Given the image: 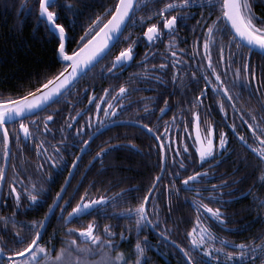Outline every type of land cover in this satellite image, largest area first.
I'll return each instance as SVG.
<instances>
[{
	"label": "flooded vegetation",
	"instance_id": "1",
	"mask_svg": "<svg viewBox=\"0 0 264 264\" xmlns=\"http://www.w3.org/2000/svg\"><path fill=\"white\" fill-rule=\"evenodd\" d=\"M168 2L171 0H146L144 6L135 12L136 24L130 28L132 31L131 43L138 40L134 48V58L127 65L115 68V74H109L112 60L125 48L122 44L115 43L98 62L96 70L103 77V80L101 79L102 87L99 91L86 87L87 90L84 89L73 96L70 95V92L63 98L67 107L59 106L62 103L59 102L53 108L43 109L42 112L36 113L35 118L38 120V124L29 125L35 139L25 138L23 133H18L19 121L16 124L5 125L10 133L11 155L7 158L3 155L4 147L2 132H0V166H3L5 172V178L0 182L2 183L0 217H11L15 212L16 221H32L42 218L48 211V205L52 203L56 193L61 190V185L65 184V178L68 177L70 183L66 186L67 191L63 194L64 199L60 201L63 204L70 195L72 196L71 203L64 210L65 215L82 194H86L90 199H98L100 196L111 197L120 193L122 189L131 187L132 190L126 192L120 199L107 203L104 212L110 214L96 215L94 212L91 215H82L78 219H73L68 224L58 220L55 214L52 215L49 223L55 228V233L59 235L57 238L63 243L70 239H76L77 244L82 246L80 248H90V244L80 239L78 233L69 236L66 234V230L86 227L88 222L93 220L98 224L97 235H101L104 240L114 239L119 242L116 251L125 254L131 253L138 239L143 241L147 238L150 247L144 254V264H186V259L180 248L189 252V255L193 257V264H202L201 253L191 249L188 238V232L195 228L198 233L201 225L207 226L216 236L225 238L234 244L264 242V205L259 203V200L264 199V182H261L260 179L264 165H260L257 155L236 135L239 133L245 136L249 145L264 147V145L254 143L251 130L248 129L247 124L243 123L244 120L252 123L249 115L251 111V115L256 116V122L264 125V109L261 108V104L264 103V55L254 50L250 52L239 38L232 40L229 46V38L232 33L229 31H225L223 34L217 32L215 34L216 44L210 53L212 63L222 75L224 84L229 87L233 100L229 101L227 97L214 93L212 85L206 86L203 78L205 74L210 73V70L207 69V59H202L204 55L203 29H206L220 15L219 9L212 10L211 15H209L208 7H177L167 11L164 17L177 13H193L190 18L181 21L174 33L168 34L167 30H163L162 20L164 17L157 14L158 10ZM178 2L179 0H177ZM253 11L257 17L264 16V0H255ZM141 17L144 18L143 24L140 23ZM153 23L163 30L164 35L162 39L150 44L143 37V33ZM221 23L223 24V22ZM98 30L99 28L96 31ZM172 40L176 41V45L173 48H168V44ZM197 41L200 54L196 55L194 59H190L197 46ZM221 47H223L225 63L218 62ZM179 49H184L185 52L181 53ZM173 51H176L177 56L187 64L174 69L171 58ZM146 52L151 55L145 61ZM230 55L234 56V62L228 68L227 60ZM245 60H250V65L255 69L256 79L251 82H248L242 70ZM161 64L166 67L160 69ZM199 65H204V70ZM238 67L241 68L240 80L247 83L246 88L239 83L235 86L232 84ZM174 72L178 73L175 81H173ZM193 72L196 73V78L192 77ZM157 76L160 77L159 81L156 80ZM210 79L213 84L216 83L214 77H210ZM121 85H124L128 91L123 99H117L113 106L120 104L126 106L118 109L115 119L112 120L109 117V121L103 128H100L99 132H97L98 123H93L90 130L85 127L84 131L76 136L77 129L82 125L86 126L90 119L97 121V118L105 116L103 108L100 110L96 108V102L105 106L108 104L107 99H100L104 94V89H110L108 99H111ZM202 91L204 93L202 104L196 107L194 105L195 98ZM73 92L75 93V91ZM89 96L93 97L94 102L89 101ZM147 97L157 99H144ZM165 100L170 105V110H166V115L160 112ZM217 101H223L225 109L223 112ZM233 103L239 111L233 109ZM145 105L148 106L150 115H144ZM193 111L198 112L202 136L207 135L206 125L210 122L214 128L215 141L219 140V132L224 131L227 134L228 143L219 155L209 158L203 167H200L199 163L189 164L188 171L182 172L179 178H175L179 195L175 190L169 194L167 186L174 179L169 175V172L175 171V167L161 170L158 163V145L161 141L155 140L153 138L155 133L143 129L135 123V120L139 118L142 123L146 124L151 121L150 127H158L159 134L164 136L165 121H170L174 115L178 117L177 122L170 125L167 137L163 140L166 146L173 149V152L168 154V163L171 164L175 149H183L185 144L193 145L195 140V132L191 127ZM46 116H52L53 120L45 126L44 117ZM73 116L76 119H70ZM32 118L27 117L25 122ZM186 124L188 125L187 129L185 128ZM232 124L236 125L235 131L230 127ZM62 128L64 131H61ZM89 131H91L92 138L81 151L83 141L89 139ZM17 135L20 137L19 141L16 139ZM181 135L184 137L183 144L178 143V137ZM189 136L191 138H188ZM65 137H67L68 143L61 144ZM74 139L78 143H73ZM41 142H44L43 147L38 152L36 145ZM53 146L60 148L58 156L55 154ZM44 149L47 151L45 152ZM101 149H107V151L100 158L93 159ZM194 151V147H189V153ZM77 153H80L79 158ZM48 156L58 160L62 157L60 166L51 167V161L46 159ZM73 159H78V164L75 167L72 165ZM195 159L199 162L198 156ZM40 165L43 167L41 168ZM210 165L215 166L210 167ZM69 169H72L71 174ZM192 171H206L208 177L201 179L192 191H186L181 185V181ZM158 175L163 179L158 181L154 195L147 202V209L150 213L153 211L154 204L159 207L158 221L156 215L149 216V219L157 221V226L153 227L149 224L137 235L135 216L128 219L120 216L119 213L122 209H127L130 206L135 207L147 190L152 187V181ZM14 176L16 177L15 187L21 193L19 208L15 207V196L8 195ZM50 176L51 179H49ZM31 183H35L37 188L43 186L46 198L40 201L37 206L28 208L26 206L29 201L23 190ZM213 185L223 186L216 187L213 191ZM74 189L76 190L74 191ZM197 189L201 192L199 199L202 203L208 204L211 208L220 207L222 212L227 213L224 217L225 224H218L209 215L203 213L199 214L198 223V213L191 204V201L196 198L194 193ZM210 194L218 195L220 199L217 201L204 199ZM254 197L258 199L254 200ZM222 202L226 203L221 206ZM60 211V207L57 206L55 212L58 214ZM105 225L114 226L111 228V232L115 233L114 237L103 235ZM5 228L7 231H4ZM21 230L22 226L19 223L13 224L9 220L5 225L3 221H0V237L7 241L6 248L19 250V247H22V245L12 244L14 232ZM121 232L127 237L126 240L121 241ZM23 234L27 242L32 233L24 231ZM216 247H221V245L217 243ZM92 251L95 254L89 255L90 257L100 258L102 251L107 250H101L99 246H95ZM237 251L239 249L234 247L225 248V252ZM115 254L116 252H111L113 257ZM259 257L264 258V256ZM135 258L134 254L128 256L129 261H134ZM181 258L183 261H180ZM220 259L223 261L224 257L221 256ZM170 260L173 262L171 263ZM251 263L252 259L243 261V264ZM208 264H212V262L208 261ZM231 264H241V262L234 260Z\"/></svg>",
	"mask_w": 264,
	"mask_h": 264
},
{
	"label": "snow or ice",
	"instance_id": "2",
	"mask_svg": "<svg viewBox=\"0 0 264 264\" xmlns=\"http://www.w3.org/2000/svg\"><path fill=\"white\" fill-rule=\"evenodd\" d=\"M255 0H171V2L165 3L162 8L158 10V15L164 17V14L167 11H170L174 8H192V7H208L209 15H211V11L215 9H219L220 15L216 17L215 20L212 21L211 24L207 26L206 29H203V52L204 55L202 59H207V69L210 70V73H207L203 76L205 80V85H212V91L216 94L223 95L227 97L229 101L233 100V96L230 92L228 86L224 84V80L222 75L218 72L217 68L213 66L212 58H211V49L215 47L216 44V33L219 32L221 34L225 33V31H229L232 33V36L229 38V46L231 45L232 40L234 39H242L246 42L245 46L249 48V51H252V46L255 45L259 51L264 54V16L257 17L253 11V4ZM56 3V0H39V19H43L46 22L48 30L52 35H54L58 39V47L56 49L58 58H60L61 64L67 65L58 71L51 78L47 79L45 83H41L38 88L33 91L27 92L24 96H20L16 99H5L0 101V132H2V141L4 152L3 155L5 158L11 155V151L9 149V138L10 133L8 129L5 127L7 124H16L19 121L18 133H23L25 138L35 139L34 134L30 131L29 125L38 124V120L35 118L34 110H42L41 106L44 108L47 107V104L50 102H55L53 98L59 99V96L64 94L68 88L71 87V83H74L76 79L82 75L88 67H91L94 62L98 61L104 55L107 54L109 49L113 44L119 42L120 34L123 31V28L127 26L128 21H133V26H135L136 21L134 20V14L141 7L144 6L146 0H117L114 5V11L112 10V6L108 9H105V13L111 11V16L105 21L102 20L100 15H97L95 19H92L91 24L85 29V35L80 37L78 41V46L74 49L71 54H69L66 50V41L73 39L74 37H69L64 25L57 23V19L59 18V14L56 11L50 10L52 5ZM23 8V5L21 6ZM70 7V5H69ZM193 13H177L176 15L164 17L162 20L163 30H167L168 34L174 33L181 23V21L190 18ZM203 18V14H202ZM144 18H140V23L143 24ZM223 22V24L221 23ZM199 24V21H197ZM99 28L98 31L96 29ZM161 30L156 23L150 24L147 29L143 33V37L147 39V41L151 44L156 40H160L163 38L164 32ZM95 31V35L91 36V39H88V36ZM125 39H131V35L125 37ZM139 39V38H138ZM87 40V43L84 41ZM137 41H133V43H129L127 47L123 48L118 55L114 57L112 60V68L109 69V74H115L114 69L117 67H123L127 65L134 58V48ZM176 45V41L172 40L168 44V48H173ZM181 53H184V49H179ZM199 44L197 41V46L194 48L193 54L190 59H194L196 55H199ZM150 53L145 54L144 60L146 61L150 57ZM166 58V57H165ZM172 67L174 69L178 68L180 65H186L187 62L183 61L181 58L177 56L176 51L172 52ZM144 62V61H141ZM219 63H225V58L223 56V47H221V54L219 57ZM234 62V56L230 55L227 60V67L230 68L231 64ZM166 65L161 64L159 66L160 69L165 68ZM199 67L204 70V65H199ZM242 70L248 80L251 82L256 79L255 69L250 65V60H245L242 65ZM240 72L241 68L236 69V75L232 81L233 86L236 84H240L242 87L246 88L247 83L240 80ZM178 73L174 72L173 81L176 80ZM192 77L196 78V73H192ZM210 77H214L216 83L213 84ZM156 80L159 81L160 77L157 76ZM128 90L124 85H121L115 94L112 95L111 99H108V94L110 93L109 88L104 89V94L101 95L100 99H107L108 104L101 105L99 102H96L97 110L103 108L105 116L103 118H97V121L89 120L87 125H82L79 129H77L76 136H79L87 127L89 130L92 128L93 123H98L97 132L100 131V128L105 126V123L109 121V117L112 120L115 119L116 114H118V109L125 107L126 105H114V102L117 99H123V96L126 94ZM259 91V90H257ZM204 93L203 91L195 98L194 105L199 107L202 104V97ZM239 95V93H237ZM90 102L93 101V97H88ZM147 100H153L157 98L147 97L144 98ZM220 104V110L223 112L224 104L223 101H217ZM233 109H236L235 103L232 104ZM261 108L264 109V103L261 104ZM166 110H170V105L167 100L164 102V106L160 108V112L163 114H167ZM144 115H150V111L147 105L144 108ZM251 116L252 123H249L247 120H244L243 123L247 124L249 130H251L252 136L254 138V143H258L259 145H264V125L256 122V116L251 115V111L249 112ZM27 117H33L28 122H25ZM70 119H76L75 116ZM52 116L44 117L45 126L48 122L52 121ZM178 120L177 116H173L170 121H165V135L162 136L159 134V128L150 127L151 121L149 123H142L141 119H136L135 123L140 125L143 129L147 130L150 133L154 134V139L157 141H161L158 145V163L160 164L161 170H165L166 168L175 167V171H170L169 175L174 177L172 182L167 186V190L169 194L175 190L176 194L179 195V189L176 188L175 178H179L182 172L188 171L189 164H197L199 163L200 167H203V164L207 162L209 158H214V156L219 155L222 152L228 143L227 134L224 131L219 132V140L218 142L214 139V128L213 125L209 122L206 125L207 135H201L200 128V119L197 111L192 112V122L191 127L195 132V140L193 145L189 146L187 144L184 145L183 149L177 148L174 150V154L172 156L171 164L168 163V154L173 152V149L170 146H166L163 143V140L167 137V132L171 124H175ZM178 127V125H177ZM188 125H185L187 129ZM234 131L236 128L235 124L230 126ZM47 131V128H45ZM61 131H64L62 128ZM241 141L247 145L258 157L260 161V165H264V147H254L253 145H249L247 143V139L245 136L236 133ZM92 138L91 131H89V139L83 141V145L81 146V151H83L84 146H87L90 143V139ZM188 138H191L189 136ZM17 141H19L20 137L17 135ZM171 139V138H169ZM43 143L41 142L36 145V149L39 152ZM67 137L61 141V144H67ZM73 143H78L75 139ZM178 143H184V137L181 135L178 137ZM189 147H194L195 151L193 153H189ZM55 154L58 156L60 152V148L53 146ZM167 149V150H166ZM46 152L47 150L44 149ZM107 149H101L100 152L96 154V157L93 159L100 158ZM80 153H77V157L79 158ZM199 157V162L195 159V157ZM47 160L51 161V167L57 168L60 166L63 158L61 157L59 160L55 159L52 156H48ZM78 164V159H73L72 165L75 167ZM215 165H210V167H214ZM42 168L43 165H40ZM72 169H69L71 174ZM208 173L206 171H192L190 175L184 176L181 181V185L184 187L186 191H192L193 187L198 184L201 179H207ZM5 178V172L3 166H0V182ZM51 179V176L49 177ZM163 179L162 176H157L152 181V187H150L147 192L144 194L143 198L139 201V203L135 207H129L127 209H122L119 213L120 216L127 217L131 219L135 216V224H136V232L139 235V232L143 230V228L149 224L153 225V227L157 226V221L159 219V207L157 205H153V211L150 213L147 209V202L152 198L155 192V186L158 181ZM261 182H264V170L261 172ZM16 177H13V183L10 184V191L8 193L9 196H15V207L19 208L21 204V193L17 191L15 187ZM70 183L68 177L65 178V184L61 185V190L58 191L53 198L51 204L48 205V211L45 212L44 216L38 220L32 221H16L15 212L11 217H0V221H3L5 225L9 220L12 221L13 224L19 223L22 226L21 231H15L12 236V244L13 245H22L19 247V250L16 248H6L7 241L0 237V264H72L71 261H66L65 257L67 255L66 248L62 247L59 250L55 249V245H51L50 247H46L45 245L40 244V240L43 238V234L47 231V224L50 222V218L52 215H56L58 220H61L62 223L68 224L73 219H78L82 215H91L92 213H96V215H105L110 213L104 212V207L107 205L109 201L118 200L124 196V194L128 191H131V187L128 189H122L120 193H116L113 196H100L98 199L96 198H88L86 194H82L80 199L71 207V210L67 212V215L64 214V210L67 208L68 204L71 203L72 196L70 195L67 200L63 204L60 203L62 199H64V192L67 191V184ZM223 185H213V191L216 187H222ZM76 189H74L75 191ZM0 191H2V183H0ZM24 193L27 195V199L29 204L26 206L28 208H32L37 206L38 203L44 200L45 197V189L43 186L37 188L35 183H31L29 187L24 188ZM36 193V194H33ZM196 197L191 201L193 207L196 208L198 213V223H199V214L203 213L205 215H209L210 218L218 223L225 224L226 221L224 217L227 213L222 212L220 207L211 208L208 204L202 203L199 199L201 196V192L199 189L194 193ZM204 199H208L211 201H217L220 199L218 195H209L204 197ZM257 200V197L253 198ZM222 202L221 206H223ZM259 203L264 205V199L259 200ZM59 206L61 211L57 214L55 212L56 207ZM150 215H156L157 221H153L149 219ZM82 223V222H81ZM113 225H105L104 227V236L114 237L115 233L111 232V228ZM98 230V224L96 221H89L86 227L82 228H68L66 230V234L69 236H73L76 233L79 234V238L87 241L90 244V248H80L77 244L76 239H70L66 241L67 247L75 246V250L86 255L95 254L92 251V248L95 246H99L101 250L108 249V251H102V255L99 260L95 262H89L86 259L78 258L75 264H144L145 260V252L148 247H150L147 238L143 241L139 239L133 246V251L131 253L125 254L120 251H116L115 256L111 255V251L118 248L119 242L114 239L104 240L101 235H97L96 231ZM4 231H7L5 228ZM24 231L33 233L31 235V239L27 240L23 234ZM121 241L126 240L127 237L124 236V233H120ZM54 238L50 237V240ZM188 238L190 239V247L194 251H199L201 253L202 264H208V261H211L212 264H231L234 260H239L241 264L246 259H254L259 256H264V242L260 244H255L254 242L251 244H245L243 242L239 244H234L233 242L216 236L210 228L207 226L201 225L199 227V232H196V229H192L188 232ZM49 243V242H46ZM219 243L221 247H216V244ZM226 247H234L239 249L237 252H225ZM52 251H56V256L53 257L50 255ZM180 251L183 253V256L186 259V264H193V257L189 255V252L184 248H180ZM135 255L134 261H129V255ZM223 256L224 260L221 261L220 257ZM43 257V259H41ZM264 264V261L261 262Z\"/></svg>",
	"mask_w": 264,
	"mask_h": 264
},
{
	"label": "trees",
	"instance_id": "3",
	"mask_svg": "<svg viewBox=\"0 0 264 264\" xmlns=\"http://www.w3.org/2000/svg\"><path fill=\"white\" fill-rule=\"evenodd\" d=\"M116 2L117 0H56L50 10L58 12L57 22L65 26L69 37H74L66 41V50L69 54L77 48L80 37L85 35V28L91 24L92 19L100 14L102 20L106 21L111 11L105 13V9L112 6V10H114ZM38 17L39 0H0V101L24 96L64 68V65L57 59L58 39L50 33L45 22ZM132 27L133 21L129 20L117 44L127 47L131 43L132 39L126 40L125 37L132 35L130 30ZM94 33L95 31L88 36V39ZM97 67L98 63L45 109L53 108L59 102H62L59 106L67 107L63 98L70 92V95L73 96L79 94L86 87L99 91L102 87L101 79L103 80V77L96 70ZM53 233L54 238L50 240ZM57 237L59 235L55 233V228L49 223L40 244L46 247L55 245L56 250L65 247L67 252L65 260L71 261L72 264H75L78 258L86 259L89 262L100 259L89 255L85 256L76 251L73 246L67 247L66 243ZM106 250L108 251V249ZM111 252H116V249ZM50 255L55 257L56 251H52ZM262 261L264 258L258 257L254 261L252 260L251 264H261ZM170 262L173 261L170 260Z\"/></svg>",
	"mask_w": 264,
	"mask_h": 264
},
{
	"label": "water",
	"instance_id": "4",
	"mask_svg": "<svg viewBox=\"0 0 264 264\" xmlns=\"http://www.w3.org/2000/svg\"><path fill=\"white\" fill-rule=\"evenodd\" d=\"M114 10H115V9H114ZM114 10H113V11H114ZM110 16H111V15H110ZM42 20H43V19H42ZM43 21L45 22V20H43ZM45 24H46V22H45ZM46 26H47V25H46ZM124 28H125V27H124ZM124 28H123V30H124ZM122 32H123V31H122ZM94 35H95V34H94ZM120 35H121V34H120ZM90 39H91V38H90ZM240 40H241L243 43L246 44L245 41H243L242 39H240ZM85 43H87V41H86ZM113 45H114V44H113ZM113 45H112V46H113ZM109 50H110V49H109ZM252 50H254V51H256V52L262 54V53L259 51V49L256 48L255 45L252 46ZM262 55H264V54H262ZM103 57H104V56H103ZM103 57H102V58H103ZM102 58H100L98 61L94 62V64H93L91 67H88L87 70H86L82 75H84V74H85L86 72H88L92 67H94V66H95V65H96V64H97ZM57 59H58V61L60 62V58H58V55H57ZM60 63H61V62H60ZM62 65H64V64H62ZM64 66L66 67L67 65H64ZM82 75H80L79 78H80ZM79 78H78V79H79ZM78 79H76L75 82H76ZM75 82H74V83H75ZM74 83H71V85H73ZM68 89H69V88H68ZM64 92H65V91H64ZM59 97H60V96H59ZM53 99H54V101L57 100V99H55V98H53ZM52 103H53V102L48 103L47 106H49V105L52 104ZM41 108H42V110L45 109L43 106H41ZM42 110H38V111H37V110H34V113L36 114V113H38V112H40V111H42Z\"/></svg>",
	"mask_w": 264,
	"mask_h": 264
},
{
	"label": "bare ground",
	"instance_id": "5",
	"mask_svg": "<svg viewBox=\"0 0 264 264\" xmlns=\"http://www.w3.org/2000/svg\"><path fill=\"white\" fill-rule=\"evenodd\" d=\"M227 182V181H226ZM244 196V195H243ZM247 213V212H246ZM248 214V213H247ZM236 220V219H235Z\"/></svg>",
	"mask_w": 264,
	"mask_h": 264
}]
</instances>
